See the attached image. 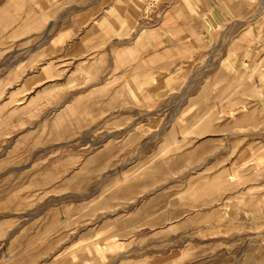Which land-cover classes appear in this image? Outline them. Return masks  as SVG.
I'll return each instance as SVG.
<instances>
[{"label": "rangeland", "instance_id": "1", "mask_svg": "<svg viewBox=\"0 0 264 264\" xmlns=\"http://www.w3.org/2000/svg\"><path fill=\"white\" fill-rule=\"evenodd\" d=\"M0 264H264V0H0Z\"/></svg>", "mask_w": 264, "mask_h": 264}]
</instances>
